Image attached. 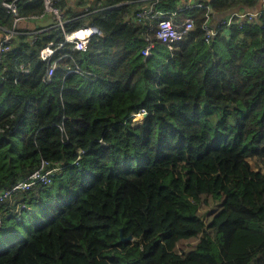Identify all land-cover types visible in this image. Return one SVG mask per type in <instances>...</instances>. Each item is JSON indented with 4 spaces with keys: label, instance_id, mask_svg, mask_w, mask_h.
Returning <instances> with one entry per match:
<instances>
[{
    "label": "trees",
    "instance_id": "trees-1",
    "mask_svg": "<svg viewBox=\"0 0 264 264\" xmlns=\"http://www.w3.org/2000/svg\"><path fill=\"white\" fill-rule=\"evenodd\" d=\"M172 1L155 9L175 11ZM101 2L65 11L66 32L92 23L103 36L85 52L58 50L69 57L51 77L38 54L63 40L54 28L16 29L0 60V191L43 161L58 168L0 203V235H18L0 264H264V13L206 42L205 8L187 9L174 19L193 28L151 61L141 35L155 19L132 18L138 0ZM203 2L210 16L257 6ZM10 18L0 7V25Z\"/></svg>",
    "mask_w": 264,
    "mask_h": 264
},
{
    "label": "built area",
    "instance_id": "built-area-1",
    "mask_svg": "<svg viewBox=\"0 0 264 264\" xmlns=\"http://www.w3.org/2000/svg\"><path fill=\"white\" fill-rule=\"evenodd\" d=\"M19 1L20 0H1V7L9 14L12 15L13 25L16 26L18 23H25L28 21H38L45 15H52L55 22V28L57 31L63 34V40L60 42H49L45 45L38 54L41 61L45 62L49 68L47 69L46 76L51 77L54 70L58 65V60L62 58H67L69 55L63 53L61 56L54 58L55 53L69 46L72 51L85 52L88 48V44L91 40L102 37L103 33L99 28H97L92 23H86L79 28L66 32L64 29L66 20L62 17V12L58 7L60 0H40L42 1L43 10L39 14L31 15H21L19 12ZM101 2V0H99ZM139 8L132 14V18L144 24L142 20L144 19H155L154 24L147 25L145 32H149L145 35H141V40L145 43L142 47L140 54L146 59L152 56L155 44L151 38L150 32L154 39L158 42L167 45L171 48L175 43L182 40L183 37L193 28V19L191 17H185L182 21H176L174 18L178 13L184 12L190 8H205L202 1H195L193 3L185 4L179 7L176 11L172 12H162L153 7V5L145 4L146 0H138ZM260 4L259 9L256 11H239L233 12L227 16H223L217 20L214 24H211L212 17L210 14L205 13V20L202 25L203 35L206 42L212 40V38L219 33V29L222 33L231 30L232 28H240L244 23H249L252 20L258 19L264 13V0H257ZM110 8V7H105ZM129 18V17H126ZM33 33V32H32ZM16 34L15 27L9 31H5L0 39V60L5 52L10 48V41ZM34 32L31 35H35ZM75 72L80 73V67L75 66L67 70V73ZM134 116H144V111L137 114H132ZM58 171L57 166H50L46 161H43L40 167L32 172L26 180L17 182L10 188L2 189L0 191V203H4L5 208H9L13 202V194H16L19 190H30L37 183L48 184L51 183V177L55 172ZM22 203L19 207L17 206L12 212L15 214L17 219H20L19 209L25 207ZM29 210V206L26 207ZM1 217V212H0Z\"/></svg>",
    "mask_w": 264,
    "mask_h": 264
},
{
    "label": "crops",
    "instance_id": "crops-1",
    "mask_svg": "<svg viewBox=\"0 0 264 264\" xmlns=\"http://www.w3.org/2000/svg\"><path fill=\"white\" fill-rule=\"evenodd\" d=\"M60 1H59L60 4L58 3V7L60 8V10L62 12V17H63L64 20H66L65 19V17H66L65 11L66 10L68 11L69 8H71L73 11H77V12L83 11V12L92 13L95 10H97L96 7H99V5H102V2H100L99 0H62L61 2ZM159 1L160 0H146L145 4L147 3L149 5H153V7L155 8L156 4ZM163 1L165 2V0H163ZM195 1H201V0H173L172 4H173V6L176 5V7H175L176 8L175 11H176L179 7H181V6L185 5V4H188V3H193ZM62 2H65L66 5L62 4ZM202 2H203V0H202ZM256 2H257V6L255 8H251V9H247V10H241L240 7H237V8H233V9L227 11L226 13L223 12L220 16H217V15L212 16L211 15V17H212L211 24H214L217 20H219L223 16H227V15L233 13V12L248 11V10L256 11V10L259 9V6H260V4H259V2L257 0H256ZM205 5L208 6L207 9H205V11H206L205 13L211 14L212 10H211L210 6L208 5V3L205 4ZM0 7H1V3H0ZM157 10H159V9H157ZM164 11H167V10H164ZM4 12L11 16V18H10L11 26L9 28H7L5 26L2 27L0 25V39L3 36V34L5 33V31H9L13 27H15V30L18 29L19 32H23V33L29 34V35L33 34L34 32H42L45 29H50V28H54L56 30V28L54 27L55 26V22L53 20L54 18L50 14L43 16V18L38 20V21H28V22H25V23H18V24H16V26H14L13 25L12 15L7 13L5 10H4ZM40 13H42V11ZM20 14L25 16V15H31V14H39V12H29V13H25V14L20 12ZM50 20H51V22H49ZM182 20H184V18H181V16H177V21H182ZM39 23L41 25H39ZM45 23H47L48 25H46ZM57 32H59V31H57ZM158 43L160 44V42H158Z\"/></svg>",
    "mask_w": 264,
    "mask_h": 264
},
{
    "label": "rangeland",
    "instance_id": "rangeland-1",
    "mask_svg": "<svg viewBox=\"0 0 264 264\" xmlns=\"http://www.w3.org/2000/svg\"><path fill=\"white\" fill-rule=\"evenodd\" d=\"M161 56H162L163 59L167 56V50H166L165 44H162V43H160L159 45H156L154 47L151 61H153L154 59L155 60H157V59L162 60ZM160 63L161 62H158V61L155 62L151 66V68L152 69L153 68H157ZM143 117L144 116H135V117H132V123L135 124V123L140 122ZM136 119H138V122H135ZM29 209H30V207H29ZM200 210H201L200 212L206 211L204 208H201ZM17 237H18V235H15L14 236L10 231H6L4 234H1L0 235V247H6L10 243H12L14 240L18 239ZM188 245H189V243L186 242V243L180 244V247L183 250H186L188 248Z\"/></svg>",
    "mask_w": 264,
    "mask_h": 264
},
{
    "label": "water",
    "instance_id": "water-1",
    "mask_svg": "<svg viewBox=\"0 0 264 264\" xmlns=\"http://www.w3.org/2000/svg\"><path fill=\"white\" fill-rule=\"evenodd\" d=\"M49 22H51V20L49 21ZM48 22V23H49ZM46 25H48L47 23H45ZM39 25H41L40 23H39ZM128 239H130V236H128V237H126V238H122L121 240H128Z\"/></svg>",
    "mask_w": 264,
    "mask_h": 264
},
{
    "label": "bare ground",
    "instance_id": "bare-ground-1",
    "mask_svg": "<svg viewBox=\"0 0 264 264\" xmlns=\"http://www.w3.org/2000/svg\"><path fill=\"white\" fill-rule=\"evenodd\" d=\"M135 122H138V119H136Z\"/></svg>",
    "mask_w": 264,
    "mask_h": 264
},
{
    "label": "clouds",
    "instance_id": "clouds-1",
    "mask_svg": "<svg viewBox=\"0 0 264 264\" xmlns=\"http://www.w3.org/2000/svg\"><path fill=\"white\" fill-rule=\"evenodd\" d=\"M135 117V116H134Z\"/></svg>",
    "mask_w": 264,
    "mask_h": 264
}]
</instances>
